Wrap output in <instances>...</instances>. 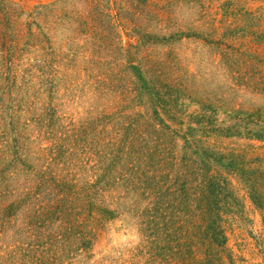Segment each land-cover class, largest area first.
Masks as SVG:
<instances>
[{"label":"rangeland","instance_id":"1","mask_svg":"<svg viewBox=\"0 0 264 264\" xmlns=\"http://www.w3.org/2000/svg\"><path fill=\"white\" fill-rule=\"evenodd\" d=\"M152 1L0 0V195L8 193L0 208L23 199L22 221L26 204L40 201L43 173L80 191L108 184L104 174L114 152L132 184L137 169L126 167L135 163L126 156L127 125L149 133L146 149L166 125L177 132L170 142L177 153L181 139L195 137L244 151L250 160L260 156L263 163L250 167L264 170V142L248 141L244 125L240 138L204 137L212 128L234 126L229 110L264 107V0ZM154 6L164 14L161 21ZM234 20L228 31L235 48L227 64L205 38ZM156 62L162 75L144 92L128 67ZM172 93L176 108L170 110ZM211 106L220 108L215 115ZM230 179L240 205L224 217L227 248L237 264H264V216L242 182ZM116 191L99 195L116 217L92 251L72 264H144L131 254L143 239L135 212L128 196ZM81 199L70 205L80 207ZM16 229L15 223L1 238L0 256L12 237L24 242Z\"/></svg>","mask_w":264,"mask_h":264},{"label":"trees","instance_id":"2","mask_svg":"<svg viewBox=\"0 0 264 264\" xmlns=\"http://www.w3.org/2000/svg\"><path fill=\"white\" fill-rule=\"evenodd\" d=\"M160 1L153 0L152 4L158 5ZM97 2L102 3L101 0ZM150 9L161 21L164 14L160 7ZM236 22L234 20L228 25L214 27L209 37L205 38L207 43L215 46L219 59L227 64L235 48V44H230L235 40L233 30H228ZM156 63L148 68L134 64L128 67L134 80L141 83L140 90L150 93L151 80L162 75V63ZM176 95L184 98L178 91ZM172 97L173 93L171 100H168L170 110L176 108V100ZM211 107L210 113L214 115L220 109ZM229 114L236 125L212 128L205 132L204 137L227 138L236 134L240 138L238 129L244 125V135L248 141L264 142V107L229 110ZM247 126H252L253 130ZM142 127L127 125L123 128L131 135L128 139L130 152L126 156H133L135 162L126 167L136 166L137 169L135 177L131 179L132 184L125 180L127 176L119 167L117 153L114 152L110 160L113 163L109 167L111 171L104 174L108 184L100 186L90 183V188L87 186L80 191L72 187L70 181L59 180V175L43 173L40 177V192L43 191L40 201L26 204L28 211L22 221L26 203L23 199L2 205L0 240L6 231L12 232L9 229L16 223V232L24 242L12 237L2 246L0 262L72 264L71 261L80 253L82 256L88 255L101 237V230L116 217L110 204L99 195L105 196L109 190H117L128 196L130 209L135 212L136 226L143 238L132 250L133 258L144 260V264H237L227 248L224 230L225 215L232 214V210L240 205L230 178L237 177L242 182L252 204L264 216V170L250 167L263 163V159L257 156L250 160L244 151L217 146V143L195 137L181 139L184 146L181 153H177L170 145L173 139H178L177 132L166 125L163 126L164 134L158 133L157 139L152 142L154 146L146 149L150 136ZM192 131L188 129V133ZM249 148L254 149L250 145ZM1 195L2 201L8 198L6 192ZM80 195L82 205L71 206L70 202L78 200ZM117 201L111 200V204ZM89 207L90 211L86 213Z\"/></svg>","mask_w":264,"mask_h":264}]
</instances>
